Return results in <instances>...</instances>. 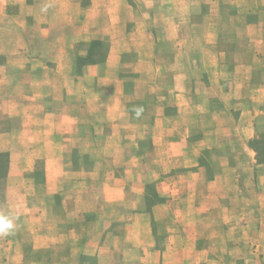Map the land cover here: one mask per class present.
<instances>
[{"label": "rangeland", "instance_id": "rangeland-1", "mask_svg": "<svg viewBox=\"0 0 264 264\" xmlns=\"http://www.w3.org/2000/svg\"><path fill=\"white\" fill-rule=\"evenodd\" d=\"M65 1H68V5L74 4L73 7L79 5L89 10L90 15L94 17L88 27L81 25L76 28L77 31L80 30V34H76L77 39L74 43L55 44L56 37L62 35L64 30L59 27L63 23L62 20L56 18L64 12H49L47 21L56 20L58 27L47 31L39 29L40 33L38 29L36 33L32 29H27V36L35 38L33 40L36 41L27 46L29 54H34L26 64L29 69H24L22 75H7V77H3L0 72V148L10 146L17 156V168L10 170L9 152L0 150V214L14 217L16 224L14 231L0 235V264H143L142 261L150 260V256H146L143 251L146 240L143 238L137 240L134 235L138 230L142 231L146 228V216L145 218L135 216L136 212L144 210L147 215L149 214L148 226L155 239L156 250H162L165 248L164 245L167 246L168 234L174 233L173 231L182 227L193 228L190 216L186 225L178 216L179 211L182 210L179 209L182 205L178 203V185L182 173L180 170H174L175 168L166 173L152 171V168H156L154 159L162 156V148L154 150L152 139H144L139 144L142 154L137 161L138 171L135 172L133 180H128L126 200L121 204L107 203L99 194L100 181H104L111 173L120 175L122 168L118 160L123 159L114 154L115 142L105 141L104 136L115 130L112 125L115 120L124 125L131 121H140L150 126L153 124L163 126V117L160 113L168 121L172 122L176 119L178 115V108L175 106L176 97L168 91L160 90L162 87L158 78L163 72L161 70L169 64H175L174 55L180 50L183 51L184 47L181 49L177 44L180 38L185 41L187 47L189 44L193 47L195 39L200 38L201 35L203 37L204 30H213L217 36L218 50L226 52L227 56L215 62L216 66H212L208 60H203L202 64L203 69H207V72H204L206 74L210 75L211 69L222 73L217 77L211 75V79L217 81L219 86L218 91L214 93L217 98L212 100L213 107H206L207 110H204L202 116H197L200 114L198 108L188 109L190 117L185 120V125L190 129L191 139L188 140L186 156L172 160L171 164L194 163L198 157V161L208 167L206 177L218 174L220 172L218 166L226 160L225 155L221 154L223 150L242 149L244 140L254 133L256 123L257 131L264 129V116L262 119L259 117L253 119L252 115L244 116L242 113L246 99L249 96H256L253 91H242L245 79L242 66L246 50L243 48L245 36L248 34L254 36L258 30L255 27L250 29L244 26L245 21L253 19L256 15L250 11L248 13L245 7H264V0H213V3L208 4L204 3L205 0H57L56 2ZM28 4H31V0ZM199 7H219L218 15L210 20L213 26L210 24L200 26V15L197 13ZM29 9L28 22L31 23L36 13L31 7ZM64 14L68 19L70 13ZM78 15L80 14L75 9L74 16ZM115 20L118 24L109 26V23ZM170 20H175L173 23L177 24V27H168ZM135 21H138V24L142 23L144 27H139L140 25ZM178 34L180 38H176ZM167 36L169 39L166 38ZM93 40L102 41V45L100 43L91 48L93 60L86 62L82 58L87 55ZM58 46L69 49L72 53L69 63L73 60L71 70L73 75L60 76L56 72L54 62L42 58L38 60V54L45 58L54 57ZM1 58L0 56V62ZM179 60L180 57L177 58L176 68L180 66ZM31 67L34 70H31ZM63 73L66 72L63 70ZM34 78L43 81L40 101L22 99L20 105L17 107L11 105L10 108L7 98L11 96L13 100L19 97L16 92L10 91L14 83L9 84V81L12 79L28 82ZM233 80L236 91L230 90ZM254 82L256 83V76L252 70L250 82L252 89ZM115 100L117 105L120 103L117 108L110 104ZM39 104L44 105V112H65L76 116L79 121V133L76 139L70 141L68 140L70 135L64 133L50 137L48 131L51 129L43 113H36ZM8 108L12 113L16 111V114H12L7 119L4 117L8 116L6 114ZM24 116L31 131L28 130L27 137L23 138L19 133L18 124ZM47 120L50 122L51 118ZM40 121L43 122V134L41 137L34 136L35 122L40 123ZM176 124L177 129L182 127L179 125H183L179 122ZM4 133L6 135H3ZM227 133H230L229 138L226 137ZM248 142L250 146L256 142L259 151L258 160L264 165V133L258 139L249 138ZM69 145L77 148L74 162L77 165L90 164V162L96 164L100 168V177L97 180L86 179L83 183L82 179L66 177L60 183V193L55 195L46 193L47 188L43 186V161L47 155L66 149ZM88 152L91 154L89 159L88 157H85V160L80 159L81 153ZM196 153L202 154L197 156ZM157 173L158 177L144 184L143 195L138 194L137 190L146 178L154 177ZM142 177L145 180H141ZM185 184L193 190L194 177L188 175ZM80 190L85 191L83 196L86 198L85 201L88 200L84 204V207L89 208L84 214V220L80 219V212L77 215V209L79 207L83 209L82 205L76 207L75 203H67L63 206L61 202L62 196L72 194L77 196L80 195ZM196 206L187 205L188 212L194 215ZM64 207L72 213L70 218L62 215ZM204 213L206 216L213 215V213L209 214V209ZM224 225L220 224L221 232ZM108 230H115L120 234V252L113 255L104 251L100 253V258L82 252L86 241H94L102 232ZM69 231L83 235L70 236ZM193 239L191 238L189 244L187 243L188 249L202 247L209 250L199 254L195 251L182 254L177 252V257L174 258L181 256L177 264H246L243 252L224 250L226 247L223 245L224 236H218L216 239L219 242L215 243H212L211 238L203 237L198 241V245L192 244ZM8 243L12 245L9 251L6 250V247H9ZM234 245L236 246V242ZM34 246L42 248L36 249ZM174 254L172 253V260Z\"/></svg>", "mask_w": 264, "mask_h": 264}, {"label": "crops", "instance_id": "crops-1", "mask_svg": "<svg viewBox=\"0 0 264 264\" xmlns=\"http://www.w3.org/2000/svg\"><path fill=\"white\" fill-rule=\"evenodd\" d=\"M28 1L29 0H0V56L2 57L0 72H2L3 77L15 74L22 75L24 69H29L26 67V64L30 61V56L34 54L31 52V54H29L27 46L36 41H34L35 38H33V40L27 36V29H32L35 33L37 29L38 33H40L39 29L47 31L50 28H55L57 26L56 20L59 19L63 22L59 27L62 29L64 28V30H62V35L60 34V36L56 37L55 44H73L75 39H77L75 38L76 34H80V30L77 31V29L81 25L82 27H88L90 21L94 18L90 15L89 10L87 11L79 7V5L78 7H73L74 4L68 5V1L57 3V0H31V4H28ZM204 3H213V0H205ZM29 7L36 13L31 23L28 22ZM75 9H77L80 15L74 16ZM198 9L197 13L200 15V26L204 27L206 24L213 26L210 20H213V16L215 17L218 15L219 7H199ZM245 10H247L248 13L250 11V13L253 12L256 15L253 19L245 21L244 26L250 29L255 27L258 30L257 34L254 36L250 34L245 36L243 48L244 50L246 48V50L244 51V64L242 65L243 78L245 79L243 80L242 91H253L256 96H249L248 99H246L242 113L244 116L252 115L253 119H256V117L262 119V116H264V7H245ZM114 11H116V7H114ZM49 12L70 13V16L67 19V15L63 13L61 16H58L56 20L47 21V13ZM174 21L175 20H170L168 27H177V24L173 23ZM135 22L138 24V21ZM113 24H118V21H111L109 26ZM138 25H140L139 27L141 28L144 27L142 23ZM45 34L47 35V32H45ZM166 38L169 39L168 36ZM176 38H180L179 34ZM180 41L177 42V44H179V48L181 49L184 47L183 51L181 52L180 50L174 55L175 64H169L166 68L161 70L163 72L158 78V82L161 81L160 85L162 88L160 90L168 91V93L176 97L175 106L178 108L176 119L172 120V122L171 120L168 121V119L160 113V116L163 117V126H154V124L150 126L140 121H131L124 125L115 120L112 124L115 130L105 134L104 137L105 141L113 140L115 142L114 154L123 159L118 160L120 162L118 164L122 168V173H120V175L111 173L104 181H100L99 194L102 200L110 204H121L126 200L128 194V180H133L135 177V172L138 171V157L142 154L139 144L144 139H152V149L160 150L162 148V156L154 159L156 168H152L151 170L160 171L161 173L170 172L172 168H175L174 170H180L182 174L179 178L180 181L178 185V203L182 205L179 207V209L182 210L179 211L178 216L180 220H184L185 225L190 216L193 221V228L182 227L173 231L174 233L168 234V241H166L168 243L167 246L164 245L165 248L162 250H156L155 239L148 226L150 224L149 214L147 215V212L144 210L138 213L136 212L135 216H142L143 218L146 216V228L142 231L138 230L134 235V238L137 240L140 238L146 240V247L143 248V251L146 256H150V260L142 261L143 264H177V262H180L181 258V256L174 258L177 257V252L182 254L188 251H195L199 254L205 250H209L202 247L197 249L189 247L188 249L187 243L189 244L191 238H194L192 244H197L203 237L211 238L212 243H215L219 242V240L216 239L218 236L225 237L223 241V245L226 246L224 248L225 251L234 252L238 250L243 252L246 264H264V165L258 160L257 155L259 152L250 146V142H248L249 138H260L264 133V129L261 128V130L259 129L257 131L256 123L254 133L244 140L242 149L236 150L235 148H230L223 150L221 154L225 155L224 157L226 160L223 164L218 166L220 170L218 174H212L210 177H206L208 167L205 163L199 162L198 157L194 163L171 164L172 160L176 158L178 160L180 157L186 156L188 140L191 139L189 133L190 129L185 125V120L190 117L188 109L190 107L198 108L200 114L197 116H202L204 110H207L206 107L212 108V100L217 98L214 93L218 91L219 86L217 85V81L212 80L211 77L220 76L222 73L214 69H211L210 75L204 73L207 72V69H203L202 61L208 60L212 63V66H216L215 62L223 60L227 56L226 52H220V50H218L219 44L217 43V36L213 30H204L203 37L201 35L200 38L195 39L193 47L191 44L187 47L186 43H184L185 41H182L181 38ZM65 50L66 49H62L61 46H58L54 53V57L45 58L43 55L38 54V60L42 58L54 62L56 72L60 76L73 75L71 73L73 69V60L69 63L72 53L69 52V49ZM178 57H180L179 61L181 62H179L180 66L176 68L175 65H177ZM34 60L37 59L34 58ZM31 70L34 69L31 67ZM63 70L66 73H63ZM252 70H254L256 76V83L254 82L253 89L250 87ZM232 82V88L230 90L236 91V88L233 86L235 80ZM10 83H14L10 91L16 92L19 97L13 100L11 96L7 98L10 108L11 105H15V107L20 105L19 102L22 99L25 101L37 102L40 101L39 98H42V94L40 93L43 81L40 79L34 78L28 82L11 79L9 81V84ZM245 85L247 87H245ZM222 89L225 90L224 88ZM27 93L30 94L27 95ZM110 104L114 107L116 106V108L120 106V103L117 105L116 100L114 103L110 102ZM39 105V110L36 111V113H43L42 115L45 117V121L48 122L51 129L48 131L50 137L57 133H64L67 136L70 135L68 140L71 141L72 139L73 141V139H76V135L79 133V121L76 116H72L65 112H44V105ZM26 108L28 107L26 106ZM255 109H257V111ZM14 112L15 113H12L8 108L6 112L8 116L4 118L8 119L12 114H16V111ZM24 115H26V113H24ZM23 118L24 119L19 122L18 128L19 133L22 134L21 137L24 138L27 137L26 134L28 130L31 131V129L27 127L28 120L26 116ZM47 118H51L50 122ZM158 119L161 120L160 118ZM211 120L213 122V119ZM43 122H35L34 129L36 130H34V136H42ZM177 122L185 126L179 125L182 127L177 129ZM146 129L148 131H146ZM95 132L99 134L102 133V131ZM144 133L147 135H144ZM3 135L6 134L4 133ZM229 136L230 133H227L226 137L229 138ZM233 140L235 141V139ZM70 144L74 146L73 143ZM72 146L69 145L68 148L61 149V151L54 152L45 157L42 169L44 171L43 186L47 188L46 193L52 195L60 193V183L62 179L66 177L72 178L73 176L77 180L82 179V183L86 179H99L100 168L96 164L93 165L92 162H90V164L78 163L77 165L74 162L77 148ZM0 150L9 152L10 170L16 169L17 156L14 150L10 146L1 147ZM200 154L202 153H196L197 156ZM90 156L91 154L89 152L81 153L80 159L85 160V157L89 159ZM236 159L238 161H234ZM18 165L20 166V162ZM158 175L157 173L154 177H151L152 179L148 177L146 180L142 177L141 180L145 181L137 190L138 194L143 195L142 191L144 184L149 183L151 180L158 177ZM188 175L194 177L195 187L193 190L185 184ZM171 183L170 181L169 184ZM84 192L85 191L80 190V195L78 194L75 196L72 194L71 196H62L61 199L63 206L67 203H75L76 207L82 205L83 209H80V207L77 209V215L80 212V219L82 220H84L83 217L85 212L89 210V208L84 207V204L88 201H85L86 198L83 196ZM187 205L190 207L197 205L194 215L188 212ZM207 209H209V214L213 213V215L206 216L204 212ZM62 215L66 216V218H70L72 213L67 211L64 207ZM208 220H211V222H207ZM220 224H225L224 227L221 228L223 232L219 230ZM68 234L70 236L78 234L81 237L83 235V233L80 235V233H75L73 231H69ZM119 235L120 234L116 233L115 230L102 232L96 240L86 241L82 252L96 255L98 258H100V253L104 251L114 255L121 251ZM127 237L129 238V236ZM171 237H173V239H170ZM107 241L110 243L107 244ZM238 241H241V243H238ZM235 242L236 246L234 245ZM171 244H173V246ZM8 245L9 247H6V250L9 251L12 245L9 243ZM34 248L37 249L42 247L34 246ZM51 248H53V245ZM172 253H175L173 256L174 260H172ZM152 255L155 257L151 258ZM21 258L20 256V260ZM102 262L104 261L102 260Z\"/></svg>", "mask_w": 264, "mask_h": 264}, {"label": "clouds", "instance_id": "clouds-1", "mask_svg": "<svg viewBox=\"0 0 264 264\" xmlns=\"http://www.w3.org/2000/svg\"><path fill=\"white\" fill-rule=\"evenodd\" d=\"M15 218L9 215L0 214V235H7L15 230Z\"/></svg>", "mask_w": 264, "mask_h": 264}, {"label": "trees", "instance_id": "trees-1", "mask_svg": "<svg viewBox=\"0 0 264 264\" xmlns=\"http://www.w3.org/2000/svg\"><path fill=\"white\" fill-rule=\"evenodd\" d=\"M102 45V41L100 40H93L90 44V49L87 52V55L85 57H83L82 59H84L86 62H92V57H93V51L91 50V48H93L95 45L100 44ZM92 56V57H91ZM81 60V58H79ZM252 147L258 151V148L256 147V142L253 143ZM259 152V151H258Z\"/></svg>", "mask_w": 264, "mask_h": 264}]
</instances>
